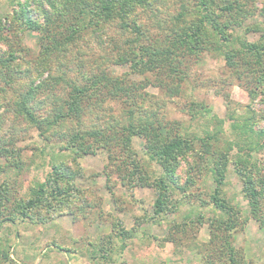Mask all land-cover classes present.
<instances>
[{"label":"trees","instance_id":"trees-1","mask_svg":"<svg viewBox=\"0 0 264 264\" xmlns=\"http://www.w3.org/2000/svg\"><path fill=\"white\" fill-rule=\"evenodd\" d=\"M163 2L5 0L12 13L4 16L7 25L0 21V44L8 47L0 49V158L9 161L0 166V175L23 170L15 144L23 124L46 146L37 152L51 160L70 152L71 162L51 163L28 200L14 201L8 182L2 181L0 231L4 223L31 218L42 208L40 223L66 209L76 217L75 209L91 208L78 186L86 176L75 154L105 152L101 173L107 186L113 178L112 185L117 180L126 192L136 186L154 188L147 221L160 223L181 213L180 222H169L164 242L177 244L188 231L195 237L207 225L208 242L190 246L201 256L200 264H253L234 245L245 220L223 189L232 166L251 218L264 230V164L257 158L264 152V107L254 108L257 101L264 105V3L176 0V9L164 14ZM210 15L217 21H210ZM25 31L38 35L37 52L23 46L19 35ZM250 33L258 39L246 41ZM204 55L222 58L224 71L251 101L242 116L229 110L232 139L224 129L226 120L208 118V106L194 98L188 101V122L166 118L167 105L186 98L192 69L200 67ZM110 65L129 71L116 76ZM194 122L204 128L193 130ZM135 138L143 139L144 156L160 169L152 181L133 148ZM53 145L58 151L47 154ZM202 178L211 180V192L198 191ZM184 206L190 208L182 213ZM113 226L118 240L130 238L119 223ZM7 256L3 259L11 261Z\"/></svg>","mask_w":264,"mask_h":264},{"label":"rangeland","instance_id":"rangeland-1","mask_svg":"<svg viewBox=\"0 0 264 264\" xmlns=\"http://www.w3.org/2000/svg\"><path fill=\"white\" fill-rule=\"evenodd\" d=\"M162 0H157L161 3ZM250 6L262 7L264 0H246ZM176 0H164L161 5V12L165 10H175ZM170 9V10H169ZM12 13L7 7L5 0L0 2V21L5 25V14ZM4 18V19H3ZM212 22L218 18L215 15L208 16ZM7 22V21H6ZM7 27V26H6ZM258 34L250 33L245 37L247 41H255ZM19 38L23 46L28 47L33 52L38 51L36 33L25 31ZM1 51H7L6 44H0ZM204 61L200 67H194L187 86L186 98H175L166 107V118L171 120L189 121L187 113L188 101L191 98L202 102L211 111L208 118L217 116L219 119L226 120L224 129L227 136H230V124L232 120L229 110H234V115L242 116L245 114V107L251 103L246 91L240 88L234 79L229 78L224 71V61L219 56L204 55ZM109 70L116 76L127 73V66L110 65ZM228 76V77H227ZM135 80L142 79L133 76ZM194 87L193 90L191 88ZM148 91L158 94L157 90L150 88ZM158 96V95H157ZM227 96V99L225 97ZM229 100V101H228ZM230 102V103H229ZM263 105V104H261ZM255 103L254 108L259 111L261 106ZM10 118L7 123H10ZM18 121L16 120L15 124ZM6 123V124H7ZM210 125V124H209ZM212 127V126H211ZM7 128V127H6ZM18 128L16 147L21 149V159L24 162L22 172L15 173L12 169L5 175H0V183L7 181L13 200H28L32 197V190L36 181L43 182L46 175L51 171V163L69 161L70 152L57 153L55 160L51 157L41 155L36 150L46 148L42 146L37 137V132L27 127L25 124ZM193 130L200 131L204 124L199 122L192 126ZM213 128V127H212ZM25 129V130H24ZM192 130V131H193ZM56 146L45 149L47 154L57 152ZM133 148L139 162L151 176L152 181L159 175L158 165L148 159L143 154V139L135 138ZM79 164L84 170L86 178L78 182V186L84 190V197L88 200L91 208L75 209L76 217L67 215V209L59 217L46 219L40 223L37 215L42 209L35 210L31 218L21 220L16 218L13 223H4L0 231V264H200L201 256L197 254L193 247L196 243H206L209 239L207 225H202L195 233L187 232L177 244L164 242V238L169 231V222L177 219L181 221V213L167 215L160 223L147 221L148 215L152 210V204L156 197L154 188L148 186L134 187L131 192L124 191L116 180V185L109 181L108 186L105 176L102 175L103 166L106 163V153L97 152L95 155L86 154L80 156ZM257 158L264 164V152L257 155ZM5 158H0V166L8 165ZM185 167V165H184ZM232 166L224 186V194L227 198L238 205L241 216L245 220L244 227L234 235V245L244 252L246 259L253 264H264V230L251 218L246 202L240 196V184L234 176ZM183 173V172H182ZM149 183V182H148ZM201 189L198 191L211 192L213 184L209 178H202L198 183ZM136 185V184H135ZM113 187V188H112ZM115 187V188H114ZM110 190L112 195H110ZM195 191V188L193 189ZM197 191V190H196ZM72 206V208H76ZM189 206L179 208L185 213ZM190 208V207H189ZM53 213L52 211H50ZM7 214V213H6ZM4 214V216L6 215ZM52 214L47 215V218ZM75 219V220H74ZM119 223L120 227L128 231L130 237L122 242L118 240L113 232V224ZM113 226V227H112ZM118 229V228H117ZM191 234V235H190ZM111 241V244L106 242ZM194 241V242H193ZM110 252L101 251L102 247ZM122 246H124L122 248ZM197 247V245H196ZM98 250V252L96 251ZM68 251V252H66ZM4 253L8 255L4 260ZM104 257L106 259H104Z\"/></svg>","mask_w":264,"mask_h":264}]
</instances>
